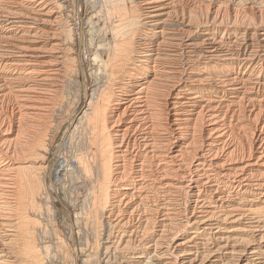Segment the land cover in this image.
Instances as JSON below:
<instances>
[{
    "label": "bare ground",
    "instance_id": "1",
    "mask_svg": "<svg viewBox=\"0 0 264 264\" xmlns=\"http://www.w3.org/2000/svg\"><path fill=\"white\" fill-rule=\"evenodd\" d=\"M90 1L0 0V264L42 262L43 169L75 264H264V0ZM70 60L62 199L45 141Z\"/></svg>",
    "mask_w": 264,
    "mask_h": 264
},
{
    "label": "rangeland",
    "instance_id": "2",
    "mask_svg": "<svg viewBox=\"0 0 264 264\" xmlns=\"http://www.w3.org/2000/svg\"><path fill=\"white\" fill-rule=\"evenodd\" d=\"M101 4H102V0H91L90 1V6L93 5L96 8L100 7ZM70 13H71L70 14L71 19H74L75 18V12H74L73 8H71ZM97 31L95 29H92L91 33H93V35L90 33L92 36L89 34L87 37H89L90 40L97 37L99 34V32H97ZM74 36H75L74 29H71V31H68V37H69L68 38L69 39L68 44L70 46V50L72 51L71 52L69 50L71 57L75 56V52H76L74 47H72V42H74V39H75ZM82 41L80 43L79 48L82 49L83 51H85L86 44H85V42H82ZM75 60H70L71 62L69 61L70 73L68 72L66 75V78H64L63 81L61 82V84L62 83L63 84H62V86H60V90H59L60 93L58 92L59 96L57 95L58 98L56 97L57 99L55 100L57 102V103L55 102V105L57 107L54 106V108L55 107L56 108L54 109V111H53L54 113L50 116L51 118L48 121V128H47L48 130H47V136H46L47 139L45 141V145H46L45 151L52 152L53 154L56 155V161H55V165L53 168L54 171L52 170L54 172V176H53L54 184L53 185H54L55 191H57L56 192L57 195L62 199L66 198V196H67L66 191L68 188V184H67L68 183V174H67V170L65 167L66 162H67L66 161V155L68 154V150H66L67 148L63 144V142H64L63 138H64V134H65V128L67 127V122H68V120H70V118L74 114V111L77 109L78 102L80 100L79 95L81 94V89L79 86L80 83H78V82H80V81H78V80H80V78L78 77V74H77L78 69H76L77 66H75L77 64V62ZM74 69H75V71H74ZM75 72H76V74H75ZM68 74H69V76H68ZM77 96H78V98H77ZM72 104H74V105H72ZM61 142H62V144H61ZM39 173H40L39 177L40 178L42 177V179H43V180H40L42 188L38 194V197L36 198V200L38 201V206L35 207V210H34L35 214H32V215L30 214V216H32L34 218V221L36 222V223L35 222L32 223L31 234L32 233L34 234L33 236L35 238V243H36V245H39V252L38 253L41 254V256L43 257L42 262L40 264H75L76 259L74 257H75V252H76L77 247L75 248V245L72 244L71 240H70L71 235H72L71 234L72 228H71L70 222L66 218L64 210L60 209L58 207H55L53 199L52 198L49 199L47 197L48 192H49L47 190L48 188L45 189V191H42L45 188V185L43 186V184H46L44 181L46 178L45 173H47V172L45 171V169H43V171H41ZM42 181H43V183H42ZM46 191H48V192L45 193ZM50 196H51V194H50ZM44 197H46L47 199ZM45 199H46V203L48 201H50V203L48 202L46 204ZM48 204H50V206L53 204L54 206L52 205L50 207ZM48 206H49V208H48ZM35 215H37V216H35ZM83 227H84V229H83ZM85 228H86V231H85ZM89 228H90V223H88V224L84 223V225L82 226V231H83L82 237H84L83 241H85L86 239H87L86 241H88L86 243V247H84V248H87L88 244H90L92 242L90 244V246L88 247V248H91L93 246L94 239H95V241L97 239L96 233L93 232L94 233L93 234L91 232L92 227L90 229ZM77 230H78L77 228L74 230L75 231V237H76L75 243H77L80 239L79 234H77L78 233ZM92 231H94V230H92ZM85 233H87L88 236H90V237H88L87 234L85 235ZM90 233H92V234L90 235ZM93 235H95V236H93ZM74 250H75V252H74ZM81 257L83 258V260ZM84 259H85V257H83L81 255L80 256V264H82V263L85 264ZM89 264H97L96 259L93 258V260Z\"/></svg>",
    "mask_w": 264,
    "mask_h": 264
}]
</instances>
